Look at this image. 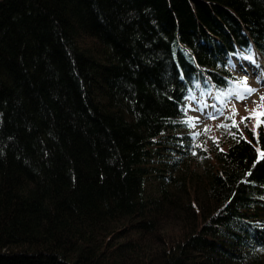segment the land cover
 Wrapping results in <instances>:
<instances>
[{"label": "trees", "instance_id": "trees-1", "mask_svg": "<svg viewBox=\"0 0 264 264\" xmlns=\"http://www.w3.org/2000/svg\"><path fill=\"white\" fill-rule=\"evenodd\" d=\"M253 55L264 0H0V264H264V129L184 111Z\"/></svg>", "mask_w": 264, "mask_h": 264}, {"label": "rangeland", "instance_id": "rangeland-1", "mask_svg": "<svg viewBox=\"0 0 264 264\" xmlns=\"http://www.w3.org/2000/svg\"><path fill=\"white\" fill-rule=\"evenodd\" d=\"M229 69L234 78V89L230 93L216 96L213 92H201L197 85L193 92L185 99V113L189 119L188 132L192 138L199 139L205 146L210 142L224 143L229 139L232 130L240 132L250 129L256 132L259 126L264 129V58L253 55L251 58L243 56L230 57ZM246 81V86L253 91L243 100H238L235 93L240 92ZM235 110V115H232ZM254 111L259 115L257 124ZM247 117L242 122V118ZM235 126H232V121ZM225 125V126H221ZM207 129V131H205Z\"/></svg>", "mask_w": 264, "mask_h": 264}, {"label": "snow or ice", "instance_id": "snow-or-ice-1", "mask_svg": "<svg viewBox=\"0 0 264 264\" xmlns=\"http://www.w3.org/2000/svg\"><path fill=\"white\" fill-rule=\"evenodd\" d=\"M239 83L243 85V88H242V90L240 92L235 93V95H236V98L238 100H243L245 98V96L246 95H250L253 90L246 86V81H241ZM261 101L264 102V97H261ZM235 114H236L235 110H233L232 115L234 116ZM253 115L256 116L257 124L259 125V123L261 122L260 119H259V115L255 111H254ZM260 115H264V113H260ZM246 119H247V117L242 118V122L244 120H246ZM221 126H225V125H221ZM232 126H235V121L234 120L232 121ZM205 131H207V129H205Z\"/></svg>", "mask_w": 264, "mask_h": 264}]
</instances>
